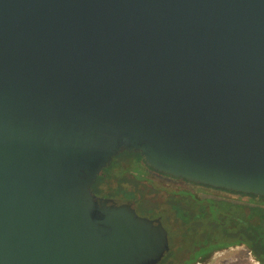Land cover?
Listing matches in <instances>:
<instances>
[{
    "label": "water",
    "instance_id": "95a60500",
    "mask_svg": "<svg viewBox=\"0 0 264 264\" xmlns=\"http://www.w3.org/2000/svg\"><path fill=\"white\" fill-rule=\"evenodd\" d=\"M123 151L264 196V0H0V264L159 263L91 189Z\"/></svg>",
    "mask_w": 264,
    "mask_h": 264
},
{
    "label": "trees",
    "instance_id": "16d2710c",
    "mask_svg": "<svg viewBox=\"0 0 264 264\" xmlns=\"http://www.w3.org/2000/svg\"><path fill=\"white\" fill-rule=\"evenodd\" d=\"M123 156L133 158L136 163L140 159L143 160L138 152L126 151L120 152L113 159ZM112 165L113 161L100 171L92 184V191L99 195L111 197L119 203L137 201L133 186H136L140 173L127 178L123 177V172H120V175L115 176V184L110 186L109 181L113 176L112 174L115 175L117 172L110 170ZM128 184L132 186L130 187ZM213 189L248 196L249 200L235 203L225 198L199 199L187 195L189 197L187 201H192L189 205L192 208L196 207V212L185 209L179 204H172V208L177 210V216L180 217L177 219L186 224V230L182 232V235L187 244L185 246L188 247L186 251L189 252L188 257L180 259L178 264L203 262L211 252L232 245H244L259 264H264V196L233 192L221 188ZM146 211L151 212V209H146ZM194 234L198 235L196 239H194ZM195 246L197 247L195 248ZM171 253L165 254L157 264H165Z\"/></svg>",
    "mask_w": 264,
    "mask_h": 264
},
{
    "label": "rangeland",
    "instance_id": "374dc122",
    "mask_svg": "<svg viewBox=\"0 0 264 264\" xmlns=\"http://www.w3.org/2000/svg\"><path fill=\"white\" fill-rule=\"evenodd\" d=\"M112 174L109 181L110 186L115 184V176L123 172V177L131 178L138 174L136 186H133L137 201L131 204L139 216L148 218H160L162 225L167 231L169 241V251L171 255L166 259L165 264H178L180 259L188 257L189 252L182 232L186 230V224L177 219V210L172 208V204H179L181 207L196 212L197 208H192L189 204L192 202L189 195L199 199L205 198H225L231 202H246L248 196L230 193L222 190H216L207 186H202L179 178L163 175L151 170L142 159L137 163L133 158L126 156L112 159ZM130 184H128L129 186ZM132 185H130L131 187ZM108 187V186H107ZM99 198L111 197L99 195ZM186 195V196H185ZM188 195V196H187ZM115 201V200H114ZM151 209V212L146 209ZM198 237L194 234V239ZM200 240V239H199ZM185 246V247H184ZM197 246H195L196 248ZM192 248V246H191ZM194 248V246H193ZM167 252V253H168ZM166 253V254H167ZM165 256V255H164ZM193 264H259L251 255L250 251L244 245H232L209 254L203 262H194Z\"/></svg>",
    "mask_w": 264,
    "mask_h": 264
},
{
    "label": "flooded vegetation",
    "instance_id": "af4514ba",
    "mask_svg": "<svg viewBox=\"0 0 264 264\" xmlns=\"http://www.w3.org/2000/svg\"><path fill=\"white\" fill-rule=\"evenodd\" d=\"M114 201V200H113ZM115 203H117V204H120L119 202H117L116 200L114 201ZM121 203H123V202H121Z\"/></svg>",
    "mask_w": 264,
    "mask_h": 264
}]
</instances>
